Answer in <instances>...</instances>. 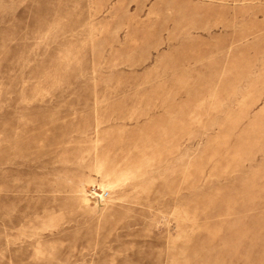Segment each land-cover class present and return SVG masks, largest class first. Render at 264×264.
<instances>
[{
	"label": "rangeland",
	"instance_id": "rangeland-1",
	"mask_svg": "<svg viewBox=\"0 0 264 264\" xmlns=\"http://www.w3.org/2000/svg\"><path fill=\"white\" fill-rule=\"evenodd\" d=\"M0 264H264V0H0Z\"/></svg>",
	"mask_w": 264,
	"mask_h": 264
},
{
	"label": "built area",
	"instance_id": "built-area-1",
	"mask_svg": "<svg viewBox=\"0 0 264 264\" xmlns=\"http://www.w3.org/2000/svg\"><path fill=\"white\" fill-rule=\"evenodd\" d=\"M108 196H109V193L108 192H102L100 194V199L101 200H105Z\"/></svg>",
	"mask_w": 264,
	"mask_h": 264
}]
</instances>
